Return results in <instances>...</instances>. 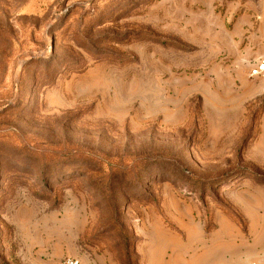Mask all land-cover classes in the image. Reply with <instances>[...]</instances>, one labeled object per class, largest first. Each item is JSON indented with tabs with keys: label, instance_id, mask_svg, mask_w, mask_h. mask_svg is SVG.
Returning <instances> with one entry per match:
<instances>
[{
	"label": "rangeland",
	"instance_id": "rangeland-1",
	"mask_svg": "<svg viewBox=\"0 0 264 264\" xmlns=\"http://www.w3.org/2000/svg\"><path fill=\"white\" fill-rule=\"evenodd\" d=\"M264 0H0V264H264Z\"/></svg>",
	"mask_w": 264,
	"mask_h": 264
},
{
	"label": "built area",
	"instance_id": "built-area-1",
	"mask_svg": "<svg viewBox=\"0 0 264 264\" xmlns=\"http://www.w3.org/2000/svg\"><path fill=\"white\" fill-rule=\"evenodd\" d=\"M249 75L251 77L264 76V55H261L258 58H255L252 62H250ZM62 264H83V263L76 258L69 257L67 259H64Z\"/></svg>",
	"mask_w": 264,
	"mask_h": 264
},
{
	"label": "crops",
	"instance_id": "crops-1",
	"mask_svg": "<svg viewBox=\"0 0 264 264\" xmlns=\"http://www.w3.org/2000/svg\"><path fill=\"white\" fill-rule=\"evenodd\" d=\"M261 85H262V88L264 89V81L261 83Z\"/></svg>",
	"mask_w": 264,
	"mask_h": 264
}]
</instances>
